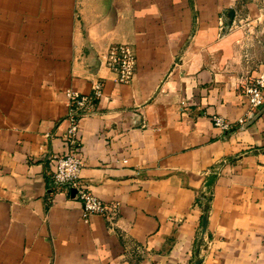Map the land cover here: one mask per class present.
Listing matches in <instances>:
<instances>
[{
    "label": "crops",
    "instance_id": "0c3cea01",
    "mask_svg": "<svg viewBox=\"0 0 264 264\" xmlns=\"http://www.w3.org/2000/svg\"><path fill=\"white\" fill-rule=\"evenodd\" d=\"M120 43L130 83L104 61ZM263 73L264 0H0V264H264V105L243 94ZM97 79L72 137L65 91ZM68 153L108 214L54 187Z\"/></svg>",
    "mask_w": 264,
    "mask_h": 264
},
{
    "label": "built area",
    "instance_id": "2783aa9c",
    "mask_svg": "<svg viewBox=\"0 0 264 264\" xmlns=\"http://www.w3.org/2000/svg\"><path fill=\"white\" fill-rule=\"evenodd\" d=\"M105 64L117 74L120 83L132 82L136 73V53L134 48L125 43L114 44L104 55ZM243 94L247 98L252 109H260L264 105V73L259 77L250 78L243 83ZM68 112L66 119L69 125V134L75 137L80 122L96 114L97 103L104 98V84L97 79L93 83L91 94L81 93L73 88L65 91ZM214 125L222 131H229L232 123L222 115L213 117ZM240 123L245 120L241 119ZM55 169L52 174V182L56 189L70 193L75 192V198L82 203V216L85 221L92 217L108 214L113 206L109 205L90 189L89 185L82 180L84 161L75 153H68L54 157ZM220 174L215 168L210 174L207 187L211 188V181Z\"/></svg>",
    "mask_w": 264,
    "mask_h": 264
},
{
    "label": "water",
    "instance_id": "95a60500",
    "mask_svg": "<svg viewBox=\"0 0 264 264\" xmlns=\"http://www.w3.org/2000/svg\"><path fill=\"white\" fill-rule=\"evenodd\" d=\"M211 183H212V181H211Z\"/></svg>",
    "mask_w": 264,
    "mask_h": 264
}]
</instances>
